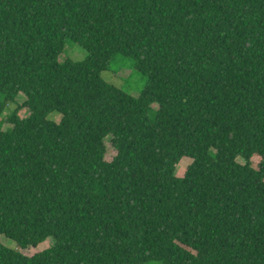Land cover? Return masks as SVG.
<instances>
[{"label":"trees","instance_id":"trees-1","mask_svg":"<svg viewBox=\"0 0 264 264\" xmlns=\"http://www.w3.org/2000/svg\"><path fill=\"white\" fill-rule=\"evenodd\" d=\"M0 234V264H264V0H0Z\"/></svg>","mask_w":264,"mask_h":264},{"label":"rangeland","instance_id":"rangeland-1","mask_svg":"<svg viewBox=\"0 0 264 264\" xmlns=\"http://www.w3.org/2000/svg\"><path fill=\"white\" fill-rule=\"evenodd\" d=\"M85 51L78 44L71 40H65L63 50L59 54V60L64 58H69L72 60H80L84 57ZM101 77L104 81L113 84L131 96H136L139 91L144 87L145 76L141 75L132 67V61L128 57L122 55H116L107 65L106 69L101 72ZM17 102L23 100V95L21 93L17 94L15 97ZM13 108V103H7L1 115L8 113ZM28 113L27 108H21L18 111V115L24 117ZM48 119L58 121L59 114L57 112H51L47 116ZM8 123L5 121L2 127L5 128ZM114 151L107 146L105 153V158L109 159L113 155ZM240 160V159H239ZM191 161L188 157H181L175 165L174 173L177 176L183 174L184 169ZM0 242L8 247H15L13 240L0 234ZM52 241L50 237H47L43 241L39 242L35 248H27L21 250L26 254H31L34 251L44 249L51 245Z\"/></svg>","mask_w":264,"mask_h":264}]
</instances>
